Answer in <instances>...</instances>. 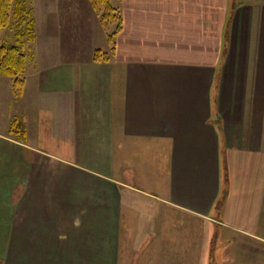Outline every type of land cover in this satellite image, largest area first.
<instances>
[{
  "label": "crops",
  "instance_id": "crops-1",
  "mask_svg": "<svg viewBox=\"0 0 264 264\" xmlns=\"http://www.w3.org/2000/svg\"><path fill=\"white\" fill-rule=\"evenodd\" d=\"M119 5L112 43L90 0L30 2L23 94L0 75V256L244 264L233 247L264 241V0Z\"/></svg>",
  "mask_w": 264,
  "mask_h": 264
},
{
  "label": "trees",
  "instance_id": "trees-1",
  "mask_svg": "<svg viewBox=\"0 0 264 264\" xmlns=\"http://www.w3.org/2000/svg\"><path fill=\"white\" fill-rule=\"evenodd\" d=\"M120 0H90L97 14L102 20L107 17L118 21V25L109 40L114 43L115 35L121 30L122 15ZM106 9V13L105 10ZM104 11V12H103ZM109 15V16H108ZM108 20V19H107ZM106 20V21H107ZM12 29L17 35L16 42H10L3 36L5 29ZM35 38V19L29 0H0V75H8L13 79L15 95L21 96L25 86V75L28 63L26 42ZM110 52L97 49L94 60L108 61ZM20 122L14 119L13 131H21Z\"/></svg>",
  "mask_w": 264,
  "mask_h": 264
},
{
  "label": "rangeland",
  "instance_id": "rangeland-1",
  "mask_svg": "<svg viewBox=\"0 0 264 264\" xmlns=\"http://www.w3.org/2000/svg\"><path fill=\"white\" fill-rule=\"evenodd\" d=\"M30 2L33 0H29ZM40 0H34L35 4H39ZM105 13H106V9ZM104 12V11H103ZM98 15V23L101 25L102 29H104L105 31H108L109 34H113L117 25H118V21H112L110 18L107 17V21L106 20H102L101 15ZM109 16V15H108ZM65 18L64 13H62V20ZM68 24V23H67ZM63 27L65 28V25H63ZM13 30L12 29H8V31L6 32V35L9 34V32L11 33ZM14 32V31H13ZM44 32V31H43ZM51 50H53V52H56L57 48L54 47L53 44H50L48 46ZM65 49L63 52L60 51V53H63L64 56H67L69 54H74L77 55L78 57H87L90 56V54L88 53V46L87 45H79L76 47H73L72 49H70L69 46L65 45ZM108 49V48H107ZM102 50V49H101ZM96 51V50H95ZM95 53V52H94ZM94 56V55H93ZM6 88L4 87H0V110L2 108H5V105L7 103L6 98H9V92H10V88L9 85H5ZM12 88L11 90V94H13V92L15 93V88L13 85L10 86ZM8 89V91H7ZM14 103V101H13ZM3 113V112H1ZM3 120V115L0 117ZM180 221H181V226H183L184 224V220L182 217H180ZM219 228V227H216ZM223 240V237L219 236V232H216L215 229H213V234L211 235V248H212V252L214 253V251L218 249L217 253L214 255L215 256V261L216 262H222V256H221V251L219 252V250H222V245H221V241ZM224 242H222L223 244ZM243 243V244H241ZM226 249V248H225ZM211 252V253H212ZM233 253L235 254V258H231V260L233 262H235L236 258H239L242 256L243 258L241 259V261H243L244 264H251L252 263H256V264H264V241L263 240H258V239H254L252 240V242H248V238L247 237H243V241L240 240V242L233 247ZM208 254V253H207ZM3 257L0 256V264H11V253H5V254H1ZM232 256V254H231ZM252 256V257H251ZM212 254H211V258H212ZM224 257L227 260L228 256H226L225 254V250H224ZM209 259V256L208 258Z\"/></svg>",
  "mask_w": 264,
  "mask_h": 264
}]
</instances>
